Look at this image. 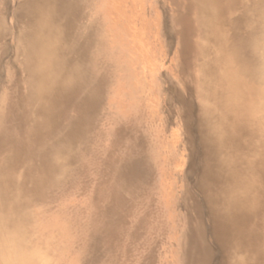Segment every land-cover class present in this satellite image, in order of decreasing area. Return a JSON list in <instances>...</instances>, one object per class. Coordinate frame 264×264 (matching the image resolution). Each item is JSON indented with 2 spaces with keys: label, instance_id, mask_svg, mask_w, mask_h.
Wrapping results in <instances>:
<instances>
[{
  "label": "bare ground",
  "instance_id": "6f19581e",
  "mask_svg": "<svg viewBox=\"0 0 264 264\" xmlns=\"http://www.w3.org/2000/svg\"><path fill=\"white\" fill-rule=\"evenodd\" d=\"M122 1L0 0V188L27 180L32 186L21 190L44 196L54 176L65 177L75 146L87 144L93 155L97 142L124 186L146 172V139L166 142L172 157L188 162L184 182L199 175L198 207L173 263L264 264V0H161L172 6L163 8L171 28L179 27L172 61L193 77L192 95L110 52L100 18L120 12ZM144 41L151 66L168 59L164 40L161 53ZM108 65L137 67L138 96L109 91ZM99 113L113 119L109 130L119 127L114 135L97 130ZM171 116L186 139L179 126L168 130ZM126 143L130 154L121 150ZM30 156L36 166L16 165Z\"/></svg>",
  "mask_w": 264,
  "mask_h": 264
},
{
  "label": "rangeland",
  "instance_id": "374dc122",
  "mask_svg": "<svg viewBox=\"0 0 264 264\" xmlns=\"http://www.w3.org/2000/svg\"><path fill=\"white\" fill-rule=\"evenodd\" d=\"M164 7L172 8L161 0H123L119 5L121 13L110 11L100 20L107 25L110 52L121 56L120 63L140 61L145 74L151 68L153 80L166 84L168 79L164 75H168L182 91L192 95L193 77L172 61H177L179 27L171 28ZM116 38L118 45L112 44ZM144 40L158 45L156 53H161L159 43L164 40L168 59L151 66V50ZM115 66L107 67L109 91L121 97L138 96V89L134 88L137 67L130 65L121 72ZM120 78L128 84L125 89ZM98 116L101 121L97 130L114 135L119 127L109 130L113 119L104 120L101 113ZM155 125V132L161 133L160 126ZM178 126L186 139V129L171 116L168 130ZM131 146L126 143L121 150L130 154ZM87 147L83 143L75 146V157L69 160L65 177L54 176V185L45 189L44 196L21 190L27 184L32 186L27 180L16 182L13 189L0 188V205H5L4 211H0V264H174L172 258L178 246L185 244L180 233L189 232L188 218L198 207V173L188 184L184 182L188 162L172 157L166 142L147 138L143 145L145 174L121 186L116 173L107 171L103 147L97 142L94 156ZM18 164L33 167L37 161L30 156ZM59 179L63 187L60 189L55 184ZM186 185L189 192L185 191ZM184 224L188 227L182 229ZM14 254L17 256L13 259Z\"/></svg>",
  "mask_w": 264,
  "mask_h": 264
}]
</instances>
